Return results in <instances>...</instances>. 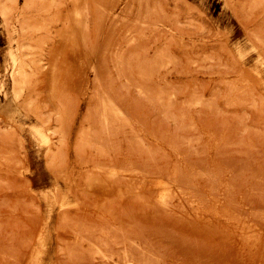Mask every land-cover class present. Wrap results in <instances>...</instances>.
Returning a JSON list of instances; mask_svg holds the SVG:
<instances>
[{"label": "rangeland", "instance_id": "obj_1", "mask_svg": "<svg viewBox=\"0 0 264 264\" xmlns=\"http://www.w3.org/2000/svg\"><path fill=\"white\" fill-rule=\"evenodd\" d=\"M34 251L264 264V0H0V264Z\"/></svg>", "mask_w": 264, "mask_h": 264}, {"label": "bare ground", "instance_id": "obj_2", "mask_svg": "<svg viewBox=\"0 0 264 264\" xmlns=\"http://www.w3.org/2000/svg\"><path fill=\"white\" fill-rule=\"evenodd\" d=\"M249 35V34H248ZM258 41V40H257ZM16 53V52H15ZM14 52H11V75L14 79V82H15V85H16V72L17 70L20 69L21 65H22V62H21V59H20V56L15 54ZM258 76V75H257ZM262 82V81H261ZM16 95V93H15ZM14 95V96H15ZM39 130V129H38ZM42 130H40L39 132H41ZM42 132H45V131H42ZM41 134V133H40ZM43 136H44V141L46 142V144L48 143V137H46L45 133H42ZM167 191V190H166ZM76 195V194H75ZM167 195V194H166ZM60 197V196H59ZM67 198V197H66ZM59 208H65L66 206L68 205H72L74 203H70V202H66L65 198L61 196V198L59 199ZM57 200V201H58ZM78 200V199H77ZM77 202V201H76ZM79 202V201H78ZM58 203V202H57ZM77 204V203H76ZM73 206V205H72ZM77 206V205H76ZM67 209V208H66ZM61 210V209H60ZM63 210V209H62ZM41 230V229H40ZM41 232V231H40ZM40 235V234H39ZM245 236V235H244ZM247 239V238H246ZM244 240V239H243ZM41 246V245H40ZM42 251V250H41ZM37 255L38 254H35V251H34V254L31 253V261L30 263L28 264H38L37 263ZM39 259V257H38ZM123 259V258H122ZM30 260V259H29ZM129 261V260H128ZM130 262V261H129Z\"/></svg>", "mask_w": 264, "mask_h": 264}]
</instances>
